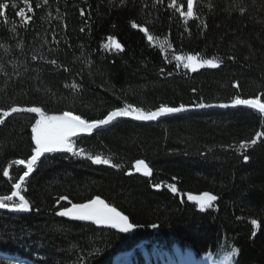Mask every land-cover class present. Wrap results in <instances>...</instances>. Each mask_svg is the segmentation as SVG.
Here are the masks:
<instances>
[{
  "label": "trees",
  "instance_id": "trees-1",
  "mask_svg": "<svg viewBox=\"0 0 264 264\" xmlns=\"http://www.w3.org/2000/svg\"><path fill=\"white\" fill-rule=\"evenodd\" d=\"M0 3L9 5L0 10V197L26 171L13 161H27L35 147L38 115L4 117L12 107L89 121L127 104L187 109L150 122L117 118L73 138L82 155L41 157L21 186L31 211L0 209V264H112L144 243L222 264L236 248L232 264H264V113L231 106L236 97L264 101V0H196L187 23L178 11L187 0ZM21 9L28 19L17 15ZM161 41L171 47L162 50ZM190 54L220 65L178 67L174 57ZM96 155L111 164L87 158ZM138 160L150 177L135 174ZM205 192L217 197L211 208L188 202V194ZM97 196L129 217L131 234L57 216ZM135 253L136 264L146 262Z\"/></svg>",
  "mask_w": 264,
  "mask_h": 264
},
{
  "label": "snow or ice",
  "instance_id": "snow-or-ice-1",
  "mask_svg": "<svg viewBox=\"0 0 264 264\" xmlns=\"http://www.w3.org/2000/svg\"><path fill=\"white\" fill-rule=\"evenodd\" d=\"M27 2L28 0H25V3ZM195 3L196 0H187L186 11L184 10L183 4L179 6L178 11L180 12L181 16L184 17L185 23H187L188 19L195 17ZM173 4H175V0H173ZM8 7V4L0 3V10L7 9ZM29 11H32L31 7H29ZM3 15L4 12L0 11V16ZM17 15L19 17L28 19L26 17L25 11L22 9L17 13ZM132 26L137 27L135 23H133ZM142 31L147 34L148 29L143 28ZM147 38L149 41L154 39V37L151 35H148ZM109 40L112 42V44H114L116 49L122 50V45L115 41L114 38L110 37ZM109 46L110 45H105L106 48ZM159 47L164 50L168 47H171V45L168 44L167 41H161L159 43ZM174 59L178 62V67L180 64H182L185 69H189L193 72L204 67L217 68L220 65L219 60L202 59L197 55L191 54L187 56L176 55ZM238 105L248 106L254 110H258L260 113H264V101L258 97L248 99L236 97L232 101L231 106ZM206 106L207 105L203 103L196 105L198 108H203ZM220 106L228 107L229 105ZM186 110V106L181 104L179 107H169L162 105L155 111L146 112L142 108L133 107L131 104H127L122 108H116L115 110L110 111L103 119L89 121L87 119H83L80 115H74L71 111H65L59 115H48L40 107H12L10 112L3 113L4 117H7L12 113L27 112L37 114L39 118L35 119V123L31 128L33 134L32 140L35 144V147L32 150L33 154L31 158L27 161H13V164L24 165L27 170L24 171L23 175L19 177V182L13 185L14 190L11 192V194L0 197V209L16 212L30 211L31 207L29 201L24 195L21 194V186L23 182L30 175V173L33 172L37 161H39L45 154L63 152L70 153L73 156L82 155L83 150H77L75 141L72 139L79 133H92L94 130L100 129L103 126H107L120 117H131L139 121H154L164 115L180 113ZM3 122L4 121L0 119V124ZM259 135L260 134L258 133L257 136ZM253 143H255V140ZM87 158L95 164H111L109 159L102 158L100 155H96L94 157L88 156ZM245 159H247V157H245ZM135 171L138 173H143L144 176L152 175V170L143 160L136 161ZM3 175L5 177L9 176L7 169L4 170ZM156 187L159 188L160 185H156ZM168 187L171 192L177 193L178 189L175 185H168ZM187 198L190 201H195L201 211L211 208L213 201L217 199L216 196L207 192L198 196L188 194ZM57 214L62 217H70L77 221H88L93 222L96 225L107 226L112 229L119 230L121 233H128L132 231L134 227H136L129 221V217L127 215H124L121 211H118L116 207H113L110 203L105 202V200L101 199L99 196L89 200L86 203H72L71 207H63ZM252 223L253 225H256L255 220H253ZM152 227L156 228L157 225L153 224ZM238 253L239 249L233 248L232 252L225 259L229 261V264H232Z\"/></svg>",
  "mask_w": 264,
  "mask_h": 264
},
{
  "label": "water",
  "instance_id": "water-1",
  "mask_svg": "<svg viewBox=\"0 0 264 264\" xmlns=\"http://www.w3.org/2000/svg\"><path fill=\"white\" fill-rule=\"evenodd\" d=\"M135 173H136L137 175L141 176V177H148V176H144L143 173H138V172H136V171H135ZM30 175H31V173H30ZM189 201H190V200H189ZM190 202L198 206V204H196L195 201H190ZM213 202H214V201H213ZM70 207H71V206H70ZM57 216H58L59 218H61V219L68 220V221H72V222H81V223L92 224V225L96 226L97 228L116 231L117 233H120V234H128V233L133 232V230H132V231H130V232H128V233H121V232H119V230L112 229V228L107 227V226L96 225V224H94L93 222H88V221H77V220H74V219H72V218H70V217H62V216H60V215H58V214H57Z\"/></svg>",
  "mask_w": 264,
  "mask_h": 264
},
{
  "label": "rangeland",
  "instance_id": "rangeland-1",
  "mask_svg": "<svg viewBox=\"0 0 264 264\" xmlns=\"http://www.w3.org/2000/svg\"><path fill=\"white\" fill-rule=\"evenodd\" d=\"M205 68H208V67H204V68H200V69H198V70H201V69H205ZM39 118V117H38ZM121 118V117H120ZM129 118H131V117H129ZM133 119V118H132ZM133 120H135V119H133ZM136 121H139V120H136ZM155 121V120H154ZM141 122H150V121H141ZM82 134H89V133H79L78 135H82ZM77 135V136H78ZM74 138V137H73ZM72 138V139H73ZM31 211V210H30ZM14 212H16V211H14ZM27 212H29V211H27ZM27 212H21V213H27ZM122 256H124V257H122ZM122 256H120V257H118L116 260H115V262H114V264H116V262H117V260H119V259H123V260H126V261H128V260H130L132 257H133V255H131V254H126V256L125 255H122ZM125 263V261L123 262V264ZM126 264V263H125ZM193 264H195V263H193ZM198 264H213V262L212 261H207V260H204V261H202V262H200V263H198Z\"/></svg>",
  "mask_w": 264,
  "mask_h": 264
},
{
  "label": "bare ground",
  "instance_id": "bare-ground-1",
  "mask_svg": "<svg viewBox=\"0 0 264 264\" xmlns=\"http://www.w3.org/2000/svg\"><path fill=\"white\" fill-rule=\"evenodd\" d=\"M120 234V233H119ZM137 250V249H136ZM125 261V263L126 264H130V261L128 260V261H126V260H123V259H119V260H117V262H116V264H123V262ZM124 263V264H125Z\"/></svg>",
  "mask_w": 264,
  "mask_h": 264
}]
</instances>
